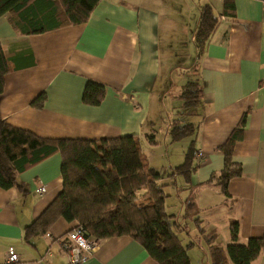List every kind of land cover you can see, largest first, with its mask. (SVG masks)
<instances>
[{"label": "crops", "instance_id": "crops-1", "mask_svg": "<svg viewBox=\"0 0 264 264\" xmlns=\"http://www.w3.org/2000/svg\"><path fill=\"white\" fill-rule=\"evenodd\" d=\"M234 2L231 17L222 15V0H100L84 23L30 35L17 33L8 13L0 16V44L10 65L0 94V120L51 139L98 141L133 134L148 166L164 174L184 162L192 140L177 144L183 138L172 139V124L187 120L196 125L197 167L187 177L173 174L162 180L164 191L169 190L167 214L173 215V230L183 245L189 244L190 261L193 243L186 241L185 231L199 237L208 254L207 239L217 245L219 229L230 242L231 220L239 222L240 243L264 235V0ZM205 4L213 6L220 24L204 47L195 42L189 76L163 92L161 41L174 39L181 25L190 27L195 39ZM167 22L175 28L161 34ZM189 80H197L203 91L200 102L191 105L197 116H175L184 105L179 90ZM88 81L106 87L98 105L82 100ZM41 95L43 106L33 107ZM162 120L168 122L163 137L154 129ZM241 121L243 135L232 152L241 175L229 180L224 195L215 181L224 163L220 147ZM177 148L180 156L168 154ZM197 151L203 154L200 161ZM18 182L23 190L0 189V259L11 246L20 264H67L60 240L77 221L59 218L47 234L23 238L26 225L62 190L61 155L29 167ZM41 185L46 191L38 194ZM189 197L196 213H186ZM93 239L95 247L84 264H158L129 236ZM251 264H264V254Z\"/></svg>", "mask_w": 264, "mask_h": 264}, {"label": "trees", "instance_id": "trees-1", "mask_svg": "<svg viewBox=\"0 0 264 264\" xmlns=\"http://www.w3.org/2000/svg\"><path fill=\"white\" fill-rule=\"evenodd\" d=\"M100 0H0V16L9 14V22L17 33L30 35L43 33L68 25L84 23ZM222 15L234 16V0H222ZM220 24L211 4H205L199 13L195 42L199 48ZM10 71L9 61L0 44V94L4 77ZM106 93V87L88 81L84 87V103L98 105ZM203 91L197 80H189L182 88L180 98L185 105L200 102ZM45 97L32 101L41 108ZM196 125L172 124L170 130L174 141L193 135L185 153L184 162L169 174L158 172L148 166L143 158L135 135H123L101 140L51 139L14 127L0 120V189L22 186L20 173L48 156L61 155L62 190L52 202L23 229V238L30 241L37 235H45L59 218L77 221L86 236L108 238L126 235L140 243L148 255L158 264H191L187 250L173 230V215L167 214L162 180L169 175L188 176L197 166L194 162ZM244 122L241 121L220 147L224 163L216 184L227 195V184L241 175V166L232 160L233 147L241 139ZM148 142H154L152 134ZM214 177L209 180L212 182ZM23 190V189H22ZM138 193V194H137ZM192 197L186 200V213H193ZM230 242L219 246L207 239L211 264H251L264 254V235L249 237L244 243L238 241L239 222L228 224Z\"/></svg>", "mask_w": 264, "mask_h": 264}, {"label": "rangeland", "instance_id": "rangeland-1", "mask_svg": "<svg viewBox=\"0 0 264 264\" xmlns=\"http://www.w3.org/2000/svg\"><path fill=\"white\" fill-rule=\"evenodd\" d=\"M174 28L175 25L172 27L171 24L167 22L166 27L161 25V34H164L167 31L169 34L171 30L173 32ZM191 31L192 30L190 27L181 25L180 30L176 31L177 33L175 32L176 36L174 37V39L172 38L166 39L165 41L163 39L161 41V49L163 54H165V57L163 59L166 61L161 76H163L167 80L166 82H164L165 88L162 89L164 90L163 92L173 90L175 88L174 84H177L184 77L189 76V71L191 69L189 68V66L196 60V54H197L195 39L191 36ZM181 63H183V65ZM173 69H175V72L170 73V71ZM171 76L174 79V82L171 81L170 78ZM179 91L181 93L182 88ZM178 109L179 110L175 114V116H197L196 106H189L184 104L182 106V109L181 107ZM183 109L187 110V112L183 113ZM167 115L170 114L167 113ZM181 121H182L181 123L183 124L186 123L187 120H181ZM167 127H168V122L166 120H162L154 126V129L160 133L161 137H163V131ZM192 137L193 135L184 136L182 137L183 139L177 141L178 142L177 144H181L182 142H188ZM180 153H181L180 148H177L173 152L171 149L168 152L169 155L173 154L174 156H180ZM157 154L160 153L157 152ZM165 191L168 192L169 190H165ZM174 203L177 204V201H174ZM203 226L207 228L206 225ZM219 231L220 229L218 230V239H216L215 243L219 246L225 247L229 243V239H225L223 237V233H219ZM183 236L186 237L187 242L193 243L191 248V255H193L191 257L192 261H190L191 264H209L208 263L209 254L206 250L204 251L200 246L199 244L200 238L196 236H192L191 234H187L186 231ZM201 240L203 241L204 238L202 237Z\"/></svg>", "mask_w": 264, "mask_h": 264}, {"label": "built area", "instance_id": "built-area-1", "mask_svg": "<svg viewBox=\"0 0 264 264\" xmlns=\"http://www.w3.org/2000/svg\"><path fill=\"white\" fill-rule=\"evenodd\" d=\"M196 156L202 158L203 154L197 151ZM45 191L44 185L36 188L38 194H43ZM60 245L65 253L67 264H84L95 247V241L86 236L84 229L77 225L61 238ZM0 264H20L19 255L13 247L9 246L6 249L4 257L0 259Z\"/></svg>", "mask_w": 264, "mask_h": 264}]
</instances>
